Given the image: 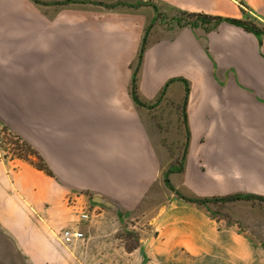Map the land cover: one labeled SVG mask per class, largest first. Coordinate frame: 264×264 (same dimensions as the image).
I'll return each instance as SVG.
<instances>
[{
	"label": "crops",
	"instance_id": "crops-1",
	"mask_svg": "<svg viewBox=\"0 0 264 264\" xmlns=\"http://www.w3.org/2000/svg\"><path fill=\"white\" fill-rule=\"evenodd\" d=\"M247 8L264 26V0H0V79L35 80L37 102L52 97L53 112H61L62 96L69 113L76 105L90 111L96 124L89 151L100 167H90L82 185L135 208L158 171L149 109H141L130 89V66H137L153 23L136 74L140 100L154 110L185 105L190 159L211 161L218 190L240 182L241 190L264 195V32L227 21L244 19ZM186 13L223 22L183 24ZM68 79L65 94L61 81ZM55 123L60 120L54 122L57 148ZM59 174L62 179L0 153V234L8 245L2 264L78 262L81 251L73 246L82 240L59 246L46 225L45 214L66 212L62 198L73 186L70 172ZM153 222L155 234L126 255L102 247L100 263L115 264L110 255L120 254L121 264H264L262 242L182 198H171ZM84 254L97 257L92 244Z\"/></svg>",
	"mask_w": 264,
	"mask_h": 264
},
{
	"label": "rangeland",
	"instance_id": "rangeland-1",
	"mask_svg": "<svg viewBox=\"0 0 264 264\" xmlns=\"http://www.w3.org/2000/svg\"><path fill=\"white\" fill-rule=\"evenodd\" d=\"M244 20L248 29L257 33L264 32V26H261L258 18L250 13L249 8L245 9ZM166 22L168 26L172 23L171 20H166ZM182 22L189 25L201 23L217 27L223 21L217 17L186 13L183 14ZM153 25L151 23L144 33L137 66L135 68L130 66V69L134 71L130 89L133 97L136 96L139 99L137 102L139 101L138 103L142 105L141 109L146 111L149 109L148 116L153 123L151 131L155 133L157 139L158 171L155 183L135 208L125 206L121 200L109 196L104 190H92L87 184L82 185V180L86 179L90 167L93 169L100 167V162L93 160L89 151L91 134L95 130L93 126L96 124L90 111H81L82 106L76 105L69 113L67 109L72 106L68 103L63 104L65 100L68 102V97L62 96L60 97L61 112H53L51 110L53 108L52 97H45V104L37 102L40 97L35 94L37 91L35 80L0 79V153L10 155L12 158H21L50 176L57 174V179L63 178L59 174V171L63 169L71 173L73 186L69 191H65L61 205L66 212H63L60 217L55 214L51 216L45 214L47 227L55 235L65 226L76 222V214L70 212L66 205L68 199H75L79 204L88 208L90 219L79 222L85 238L75 246L72 245L77 251H81V255H77L76 264L79 261L82 264L91 263L93 259L92 264H101L98 259L102 247H108L110 251L121 249L122 254L124 252L126 255L127 251L141 244L143 237L148 238L155 234L156 226L153 219L171 198L178 197V193L191 199L208 200L199 206L210 216L223 219V226L235 225L252 236L255 242L264 244V195L259 192L241 190L244 185L240 182L231 183L234 190L225 191L223 189V186H229V184L222 185V190H218V186L215 187L213 184L212 175L209 174L211 161L203 158L190 159L192 135L190 129L183 125L187 121L185 105L183 109L179 107L178 111L171 109L169 104L158 105L154 110L155 105L143 103L140 100L136 74L143 60L148 35ZM79 66L78 71H84V65ZM68 82H70L69 79L61 81L62 93H69L67 86L64 85ZM82 82L76 80L73 81V85L77 84L79 88ZM65 108L66 110H63ZM143 113L145 114V111ZM58 119L60 120V137L57 138L56 148L53 143L54 137L56 138L54 122ZM58 125L55 123V127ZM98 131L99 129L96 128L95 133ZM57 136H59L58 131ZM78 170L82 174L76 175ZM202 171L204 174H200ZM84 173H86L85 176ZM220 178L225 179L224 176ZM248 194H255L262 198H244ZM232 195L240 196L233 200L224 199ZM6 243V238L0 234L1 255L8 249ZM91 244L95 253L97 252V257L88 260L84 249L90 247ZM2 258L0 256V264H2ZM124 261L123 255H110V262L121 264Z\"/></svg>",
	"mask_w": 264,
	"mask_h": 264
},
{
	"label": "built area",
	"instance_id": "built-area-1",
	"mask_svg": "<svg viewBox=\"0 0 264 264\" xmlns=\"http://www.w3.org/2000/svg\"><path fill=\"white\" fill-rule=\"evenodd\" d=\"M66 205L70 212L76 214V222L65 226L59 233L54 235L55 242L62 247H66L76 241L83 240L85 233L79 226V222L88 221L90 219V213L88 208L78 203L75 199H68Z\"/></svg>",
	"mask_w": 264,
	"mask_h": 264
},
{
	"label": "trees",
	"instance_id": "trees-1",
	"mask_svg": "<svg viewBox=\"0 0 264 264\" xmlns=\"http://www.w3.org/2000/svg\"><path fill=\"white\" fill-rule=\"evenodd\" d=\"M243 4V2H241ZM218 19H222L221 17H217ZM227 21L231 22V23H234L236 25H241V26H244L246 28L247 27V24H246V21L244 19H237V18H227ZM135 99L136 101L139 100L136 96H135ZM139 102V101H138ZM179 198H182L183 200L187 201V202H190V203H196L198 205H202L205 201H208V200H196V199H191L185 195H182L181 193H178L177 194ZM238 196L240 195H232V196H227L225 197L224 199L225 200H233V199H236V198H239ZM244 198H247V199H255V198H262L261 196H258V195H255V194H248V195H245Z\"/></svg>",
	"mask_w": 264,
	"mask_h": 264
}]
</instances>
